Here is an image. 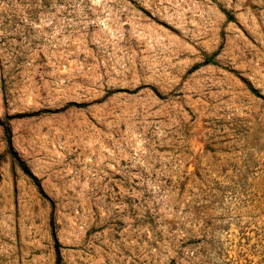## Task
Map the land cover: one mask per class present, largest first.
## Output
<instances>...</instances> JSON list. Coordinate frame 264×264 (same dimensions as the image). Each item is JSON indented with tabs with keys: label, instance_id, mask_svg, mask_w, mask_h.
Wrapping results in <instances>:
<instances>
[{
	"label": "rangeland",
	"instance_id": "rangeland-1",
	"mask_svg": "<svg viewBox=\"0 0 264 264\" xmlns=\"http://www.w3.org/2000/svg\"><path fill=\"white\" fill-rule=\"evenodd\" d=\"M57 247L264 264V0H0V264Z\"/></svg>",
	"mask_w": 264,
	"mask_h": 264
},
{
	"label": "trees",
	"instance_id": "trees-1",
	"mask_svg": "<svg viewBox=\"0 0 264 264\" xmlns=\"http://www.w3.org/2000/svg\"><path fill=\"white\" fill-rule=\"evenodd\" d=\"M208 60L212 61L213 59H212V57H209ZM5 131H6L7 134L10 133V130H9V128L7 126H5ZM9 144L11 145V141L10 140H9ZM20 166L26 173H29V169H28L26 163H24L23 161H20ZM56 252H57L56 264H62L63 257H62V254H61V248L57 247Z\"/></svg>",
	"mask_w": 264,
	"mask_h": 264
}]
</instances>
